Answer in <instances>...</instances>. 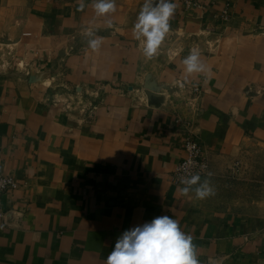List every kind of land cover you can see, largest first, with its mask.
Wrapping results in <instances>:
<instances>
[{"label": "crops", "instance_id": "0c3cea01", "mask_svg": "<svg viewBox=\"0 0 264 264\" xmlns=\"http://www.w3.org/2000/svg\"><path fill=\"white\" fill-rule=\"evenodd\" d=\"M80 2L0 0V41L25 60L0 77V171L18 181L0 194V264H106L124 231L163 215L200 264H264V208L185 196L172 181L190 132L211 175L264 146V0H172L170 30L191 39L158 72L133 37L145 0H115L105 16ZM192 49L210 73H186Z\"/></svg>", "mask_w": 264, "mask_h": 264}, {"label": "clouds", "instance_id": "9594fccd", "mask_svg": "<svg viewBox=\"0 0 264 264\" xmlns=\"http://www.w3.org/2000/svg\"><path fill=\"white\" fill-rule=\"evenodd\" d=\"M93 8L97 16H105L116 11L115 0H94ZM85 4L81 0L79 10ZM176 4L172 0H145L133 28V37L140 41L143 55L151 60L158 55L159 49L170 32V19ZM111 27V21L108 22ZM87 35L93 36L92 32ZM93 51H99L102 38L88 41ZM200 53L192 49L182 61L187 74L210 73L200 60ZM211 174H209L210 176ZM184 185L180 192L187 196L195 193L203 200L215 194L209 179L201 180L199 174L181 177ZM106 264H200L193 237L181 231L179 222L168 215L157 216L150 222L134 226L122 233L113 250L108 254Z\"/></svg>", "mask_w": 264, "mask_h": 264}, {"label": "rangeland", "instance_id": "374dc122", "mask_svg": "<svg viewBox=\"0 0 264 264\" xmlns=\"http://www.w3.org/2000/svg\"><path fill=\"white\" fill-rule=\"evenodd\" d=\"M88 38L90 39V37ZM190 39L191 37L183 35L182 31L170 30L159 49L158 55L151 60L143 55L140 41L136 40L135 43L137 47H141L142 58L140 60L142 66H152L153 71L158 72ZM199 39H204V37L201 36ZM84 42L79 38L76 39L75 44L79 45ZM18 44L10 40L5 41V39L0 41V77L9 74L14 69L23 70L25 60L17 50ZM70 55L71 53H63L62 57L66 58ZM68 69L57 67L59 76L66 77ZM77 92L75 91L74 94ZM88 97L90 96L85 95V100ZM72 102L79 104L85 101L76 98L72 101L67 100L65 103L68 105ZM86 102L90 103V101ZM90 106H93L92 101ZM245 150L241 154L242 159L239 161L230 163L221 160L219 162L215 168V173L211 175V186L217 200H220L223 204H228L233 210L255 211L264 208V146L252 144L247 146Z\"/></svg>", "mask_w": 264, "mask_h": 264}, {"label": "built area", "instance_id": "2783aa9c", "mask_svg": "<svg viewBox=\"0 0 264 264\" xmlns=\"http://www.w3.org/2000/svg\"><path fill=\"white\" fill-rule=\"evenodd\" d=\"M224 18L229 16L228 9L223 13ZM211 171V161L204 144L197 134L190 132L185 142V153L172 173V181L180 185L181 177L199 174L201 179L206 178ZM18 181L14 175L0 171V194L17 188ZM2 215V214H1Z\"/></svg>", "mask_w": 264, "mask_h": 264}, {"label": "water", "instance_id": "95a60500", "mask_svg": "<svg viewBox=\"0 0 264 264\" xmlns=\"http://www.w3.org/2000/svg\"><path fill=\"white\" fill-rule=\"evenodd\" d=\"M147 94H148V96H149L150 98L156 95V93H154L153 91H150V90L147 91Z\"/></svg>", "mask_w": 264, "mask_h": 264}]
</instances>
